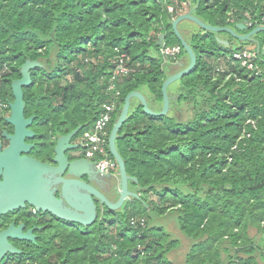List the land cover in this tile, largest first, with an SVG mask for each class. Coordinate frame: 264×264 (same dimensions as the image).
<instances>
[{
  "label": "trees",
  "instance_id": "obj_1",
  "mask_svg": "<svg viewBox=\"0 0 264 264\" xmlns=\"http://www.w3.org/2000/svg\"><path fill=\"white\" fill-rule=\"evenodd\" d=\"M188 12L213 26L246 20L253 29L264 0H0V101L14 100L21 66L37 60L24 87L32 127L64 135L83 125L82 135L115 92L108 83L119 49L132 71L114 80L120 96L109 134L133 91L159 111L172 74L166 66L179 63L163 60L159 35L181 45L173 20ZM217 36L187 40L198 64L175 82L167 115L131 101L117 147L138 196L119 210L99 209L91 226L49 220L36 244L1 264H174L182 241L170 223L189 240L185 264H264V39L255 37L258 49L252 41L221 45ZM248 42L257 75L233 57Z\"/></svg>",
  "mask_w": 264,
  "mask_h": 264
},
{
  "label": "water",
  "instance_id": "obj_2",
  "mask_svg": "<svg viewBox=\"0 0 264 264\" xmlns=\"http://www.w3.org/2000/svg\"><path fill=\"white\" fill-rule=\"evenodd\" d=\"M186 20L196 23L205 34L228 33L236 41L255 42L258 49L260 43L255 36L264 32V26L250 29L246 20L238 22L235 27H219L205 23L192 12L175 18L173 31L183 46L189 63L175 64L179 65L180 69L169 74L163 82V104L160 111L149 106L148 98L142 91H133L125 97L109 135V151L118 165L117 176L101 172L95 162L83 156L80 142L83 125L56 138L51 156L52 163H43L27 155L34 145L26 140L35 136L32 125L37 116L25 115L24 87L33 82L32 70L42 65L37 60L25 61L20 68L21 77L12 83L14 100L9 102L10 115L6 118L14 127V134L8 135L10 144L3 151L0 145V217L29 205L38 211L49 213L62 224L91 226L98 218L99 209L119 210L127 200L138 196L129 188L130 181H137V178L128 174L125 160L117 147V139L129 117L131 101L134 98L140 101L146 114L167 115L171 108L168 88L197 67L198 55L179 30V25ZM165 39V34L159 35L157 44L160 48L165 45ZM216 39L221 45H230V42L221 40L218 36ZM204 55L206 53L202 52L199 57ZM103 180H106L109 191L116 195L115 199L104 191ZM23 228L24 224L16 226L11 223L8 228L0 231V264L10 256L22 253L11 240L35 242L33 231L24 233Z\"/></svg>",
  "mask_w": 264,
  "mask_h": 264
},
{
  "label": "built area",
  "instance_id": "obj_3",
  "mask_svg": "<svg viewBox=\"0 0 264 264\" xmlns=\"http://www.w3.org/2000/svg\"><path fill=\"white\" fill-rule=\"evenodd\" d=\"M169 10L173 11V8L170 7ZM248 25L251 27L252 23H248ZM256 26H264V17ZM116 50L118 52L116 66L108 83L109 92H115L111 95L110 101L102 104L98 117L93 124L84 130L80 137L83 156L90 160L95 159L96 166L101 172L115 176L118 175V165L115 159L111 158L109 155V127L118 109L120 92L115 89L114 80L116 77L127 75L132 71V68L128 64L129 57L126 53L120 52L119 49ZM181 54V45H164L160 48V55L166 63H176L180 61ZM233 57L237 61H240L242 66L247 67L251 71H255V75L258 74L259 67L256 62L258 58L257 53L249 49H244L236 51ZM131 222L134 224L137 220L132 219ZM141 223H144V219H141Z\"/></svg>",
  "mask_w": 264,
  "mask_h": 264
},
{
  "label": "flooded vegetation",
  "instance_id": "obj_4",
  "mask_svg": "<svg viewBox=\"0 0 264 264\" xmlns=\"http://www.w3.org/2000/svg\"><path fill=\"white\" fill-rule=\"evenodd\" d=\"M9 102L6 105L0 101L1 151H3L10 144V139L8 135L14 134V127L6 120V118L10 115ZM36 120L34 121L33 125L35 124ZM32 129L35 132V136L31 139L26 140V142L29 144H33L34 146L27 155L43 163H52L51 156L55 145V140L60 135H58L54 131L47 129H34L33 127ZM92 161L96 163L95 159H92ZM103 181V189L108 194L107 191L109 190V188L106 184V180ZM49 220L53 223L57 222V220H55L53 216L49 213L38 211L36 208L27 205L25 208H21L19 210H15L13 212L1 216L0 231L8 228L11 223H15L16 226L24 224V233L29 230H32L33 234L36 236L35 242L27 240H11V242L23 252V249L20 246L25 247L30 246L31 244H36L37 241L42 237V234L48 230L47 222ZM60 224L62 223L60 222ZM10 258L11 257H9V259Z\"/></svg>",
  "mask_w": 264,
  "mask_h": 264
},
{
  "label": "rangeland",
  "instance_id": "obj_5",
  "mask_svg": "<svg viewBox=\"0 0 264 264\" xmlns=\"http://www.w3.org/2000/svg\"><path fill=\"white\" fill-rule=\"evenodd\" d=\"M184 22H185L186 27H189L192 30L191 32H193V33L194 32L195 33H203L204 34V31L199 29V27H198V25L196 23H194L192 21H189V20H186ZM182 27L183 26H179L180 32H182ZM218 36L221 38L223 36H227V33L221 32V33L218 34ZM255 37L259 38L260 40L264 39V32L258 33ZM221 40H222V38H221ZM244 42L245 41H237L234 45L235 46H237V45L239 46L240 43H244ZM245 48H248V49L254 48V45H253V43L249 44V42H248V43L245 44ZM183 58H186L188 60L186 53L182 54L180 59H183ZM166 67H167V71H168L172 67V65L168 64ZM168 72H170V71H168ZM170 227H171L172 230H174V235L177 236L178 238H180L181 241H182L181 247L175 253H173L172 260H173L174 264H185V261H184L185 257L184 256H185V254L187 252L186 245H188L189 240L181 232H179L177 228L173 227V223L169 224V228ZM45 237H48V234Z\"/></svg>",
  "mask_w": 264,
  "mask_h": 264
},
{
  "label": "crops",
  "instance_id": "obj_6",
  "mask_svg": "<svg viewBox=\"0 0 264 264\" xmlns=\"http://www.w3.org/2000/svg\"><path fill=\"white\" fill-rule=\"evenodd\" d=\"M179 26H183L182 27V34L184 35V37L187 39V40H189L190 38H191V36H192V34H194L193 32H191L192 30L189 28V27H186V25H185V22L183 21ZM219 37V36H218ZM223 40H227L228 42H230V45H232L233 47H235V43L237 42L235 39L234 40H232L231 38H229V36L227 35V36H223V37H221ZM246 49H248V48H246ZM249 50H251V49H249ZM181 62H185V65H188V63H189V61L186 59V58H183V59H180V61H179V63H181ZM180 69V66L178 65V67H176V66H172L170 69H169V71L171 72V73H173V72H175V70L177 71V70H179ZM169 72V73H170ZM177 83V82H176ZM176 83H174V84H172L169 88H168V92H169V95L171 96V98L173 99H176L177 98V94H176V92H175V90H176V88H175V86L177 85ZM147 95V94H146ZM160 108H162V107H160ZM159 108V109H160ZM160 111V110H159ZM81 137V136H80ZM129 188H130V190L131 191H133V192H135L136 193V189L134 188V187H131V185H129ZM108 192V195L111 197V198H113V199H115L116 198V195L114 194V193H111L109 190L107 191Z\"/></svg>",
  "mask_w": 264,
  "mask_h": 264
}]
</instances>
